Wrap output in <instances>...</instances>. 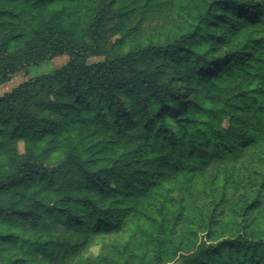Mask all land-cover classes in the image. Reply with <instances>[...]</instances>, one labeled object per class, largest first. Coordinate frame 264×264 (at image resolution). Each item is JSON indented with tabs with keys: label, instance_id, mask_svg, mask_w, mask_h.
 I'll return each mask as SVG.
<instances>
[{
	"label": "trees",
	"instance_id": "16d2710c",
	"mask_svg": "<svg viewBox=\"0 0 264 264\" xmlns=\"http://www.w3.org/2000/svg\"><path fill=\"white\" fill-rule=\"evenodd\" d=\"M62 56L0 96V264H264V0H0V87Z\"/></svg>",
	"mask_w": 264,
	"mask_h": 264
},
{
	"label": "clouds",
	"instance_id": "9594fccd",
	"mask_svg": "<svg viewBox=\"0 0 264 264\" xmlns=\"http://www.w3.org/2000/svg\"><path fill=\"white\" fill-rule=\"evenodd\" d=\"M208 47H212V45L208 44L203 49H198L196 51L201 52L202 55L203 52L208 51ZM213 52H215L217 56L223 55V51L220 49H216ZM213 52H208V55L204 56L203 59H201V56L192 54L187 62H181V66L172 73V75L178 74L180 76L187 77L188 89H195V91L191 93L189 99L195 101L196 103H205L207 107H212V105H208L206 103L204 96L208 95L210 93V89L219 82L214 78L206 82H202L200 80V74L201 70L204 69L206 64H208L209 59H215ZM221 86L223 85L221 84ZM210 94L215 95L216 93L212 92ZM222 107V104L217 106L218 113L219 109ZM200 119L208 120V126L202 129V132L206 134L204 136L205 140L213 141L214 143H219L222 141L223 143L221 147H223V145H229L232 142L235 130L232 128V125L221 122L228 119V117L223 113H219L217 118L208 119L207 116H202ZM170 126L173 127L174 132H179V129L184 127L183 123H181L179 126H176L174 122H170ZM186 130L189 133L196 131L195 128H188ZM179 134L183 135V132H179ZM222 154L223 153H221V155ZM213 159H215V156L209 157V161H212Z\"/></svg>",
	"mask_w": 264,
	"mask_h": 264
},
{
	"label": "rangeland",
	"instance_id": "374dc122",
	"mask_svg": "<svg viewBox=\"0 0 264 264\" xmlns=\"http://www.w3.org/2000/svg\"><path fill=\"white\" fill-rule=\"evenodd\" d=\"M117 38L118 37H113L110 39V45L111 46L115 43V40ZM105 59L106 58L104 56L94 57V58H91L89 60V63L102 62ZM68 61H69L68 56H62V57L55 58L51 61L44 62V63H41L39 65L31 66V67L27 68L26 70L22 71L21 73L13 76L8 83H6L0 87V96H3L4 94H6L8 92H11L15 88H17L20 84L27 82L31 79H34V78L40 77V76H47V75H51V74L55 73V71H57L59 68L64 66ZM21 150H23V145H21ZM61 160L62 159H61L60 155H54L52 157V159L50 160V166L58 165L61 162ZM114 240L117 242L121 241V244H124L127 241V237L125 235L119 236L117 238L111 237L109 240L105 241V246L98 245V246L94 247L91 250L92 255L98 256L101 252L104 255L108 254L110 248L109 247L107 248V245L111 242H114ZM105 248H107V249L104 250Z\"/></svg>",
	"mask_w": 264,
	"mask_h": 264
}]
</instances>
